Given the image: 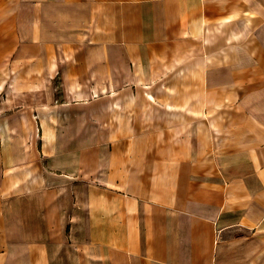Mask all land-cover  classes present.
<instances>
[{"label":"crops","instance_id":"0c3cea01","mask_svg":"<svg viewBox=\"0 0 264 264\" xmlns=\"http://www.w3.org/2000/svg\"><path fill=\"white\" fill-rule=\"evenodd\" d=\"M14 52L0 264H264V0H0Z\"/></svg>","mask_w":264,"mask_h":264},{"label":"rangeland","instance_id":"374dc122","mask_svg":"<svg viewBox=\"0 0 264 264\" xmlns=\"http://www.w3.org/2000/svg\"><path fill=\"white\" fill-rule=\"evenodd\" d=\"M15 52L11 53L9 56L4 57L1 59L2 64H5L4 67V72L0 73V79L2 78L3 81H0V92H3L4 94V102L6 104V108H9L6 113L11 112L14 110V107H22V106H28V102L32 103L30 97L28 95H32V87L33 84L30 83H4V76H15L16 75V70L17 68L15 67ZM8 66V67H6ZM12 76V77H13ZM11 77V78H12ZM10 78V77H9ZM58 78V77H57ZM24 87V88H23ZM40 88H41V95L46 94L47 92L52 91L53 94L58 97V99L65 97L64 92L66 93L68 88L66 84H63L59 82V80L54 78V82H47V83H40ZM39 90V89H36ZM7 96H9V100H7ZM1 100V99H0ZM42 101L44 100L43 98L41 99ZM77 100H82V98H77ZM4 117H11V118H17V114H13V112L7 114H4ZM33 117V116H32ZM37 133V130H35ZM36 145V143H35ZM40 147V143H37L36 148Z\"/></svg>","mask_w":264,"mask_h":264}]
</instances>
